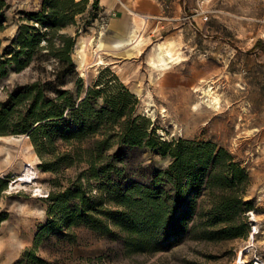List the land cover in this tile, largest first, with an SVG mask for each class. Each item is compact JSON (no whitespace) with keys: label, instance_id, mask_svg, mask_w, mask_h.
Wrapping results in <instances>:
<instances>
[{"label":"rangeland","instance_id":"rangeland-1","mask_svg":"<svg viewBox=\"0 0 264 264\" xmlns=\"http://www.w3.org/2000/svg\"><path fill=\"white\" fill-rule=\"evenodd\" d=\"M3 1L0 103L6 104L17 88L40 79L53 81L56 77L52 73L55 60L47 57V49L37 53L22 70L12 61L21 50L26 26L36 27V33L46 29L32 17L44 11L45 0ZM75 1L82 2L84 11L76 15L75 24L60 33L75 37L72 59L78 77L83 80L82 95L88 87L102 90L97 99L99 105L105 99L125 97L133 118L147 122L150 135L158 142H213L231 153L250 179L244 194V201L251 204L244 214L246 229L234 239H187L164 251L127 254L122 242L99 236L85 227H73L61 232L71 237L51 234L42 241L35 255L44 263H29L27 254L34 248L36 235L51 219V193L68 186L69 180L74 181L77 176L83 177L87 187L84 171L89 166L83 162L78 168L73 166L61 173L46 171L31 136L12 133L11 128L6 135L0 134V264H264V0H178L174 7L166 9L163 19L159 14L140 10L146 0H110L119 5L106 18L101 17L99 9L95 12L96 0ZM97 6L101 7V0ZM130 10L149 17L143 54L125 57L102 51L109 64L92 65L83 76L75 56L79 37L93 39L103 32V47H110L121 36L113 35L116 32L108 28L109 17L131 16ZM137 20L142 24L141 19ZM160 41L172 42L183 60L166 70L153 68L152 51ZM45 44L43 38L42 45ZM207 81L215 86L222 106L203 114L194 109L202 96L196 89ZM65 88L75 91V81ZM109 153H117L121 160L126 183L150 184L153 174L166 170L172 162L158 148L145 146L116 144ZM24 163L37 168L38 179L34 185L24 184L11 190V183L18 178ZM92 194H99L96 184ZM255 225L259 233L250 243ZM241 251L244 257L239 262Z\"/></svg>","mask_w":264,"mask_h":264},{"label":"trees","instance_id":"trees-1","mask_svg":"<svg viewBox=\"0 0 264 264\" xmlns=\"http://www.w3.org/2000/svg\"><path fill=\"white\" fill-rule=\"evenodd\" d=\"M97 1L95 12L99 11ZM4 4L0 0V19ZM81 4L45 0L44 11L32 15L46 29L36 33V27L26 26L21 50L12 61L22 70L47 49V57L55 60L56 78L17 88L8 103H0V134L6 135L11 128L12 133L29 134L44 170L61 173L83 162L89 166L84 171L87 187L83 177L77 176L51 193V219L37 233L28 262L44 263L35 255L42 241L73 227L118 240L127 254L160 252L187 239L220 241L242 236L244 214L251 207L244 201L250 179L231 153L213 142H158L147 122L133 118L125 97L105 99L99 105L102 90L88 87L82 95L83 80L72 59L75 37L60 33L76 23V15L84 11ZM72 81L75 91L65 88ZM116 144L158 148L172 162L166 170L156 171L150 184L126 183L121 160L117 153H109ZM94 184L98 195L92 194Z\"/></svg>","mask_w":264,"mask_h":264},{"label":"bare ground","instance_id":"bare-ground-1","mask_svg":"<svg viewBox=\"0 0 264 264\" xmlns=\"http://www.w3.org/2000/svg\"><path fill=\"white\" fill-rule=\"evenodd\" d=\"M257 1L258 0H254V2ZM130 11L133 15L134 24L123 37L114 39L110 47L106 49L103 47V32L93 39H87L85 36L79 37L75 56L78 62V67L81 69L83 76L86 75L87 70L92 65L109 64L108 60L102 55V51L119 53L125 57H136L143 54V46L147 41L145 27L147 26L149 17L132 10ZM137 18L141 19L142 24L137 22ZM90 54L92 59H89ZM182 60L180 52L174 48L172 42L165 43L164 41H160L156 43L153 48L150 64L155 69L166 70L172 65L180 63ZM196 91H199L202 96L201 101L195 105L194 109L203 114L206 112L210 113L212 110L221 109V98L216 94L215 86L211 81H207L205 84L198 87ZM148 105L152 106L150 103ZM148 110L152 109L148 107ZM162 112L165 113L166 109L163 108ZM2 175H4V173ZM36 179H38L37 168L32 163H24L21 165V171L18 178L11 183L10 189H20L24 184L34 185ZM257 233H259V227L255 225L251 232L250 243ZM243 257L244 251H241L238 254L239 262L243 260Z\"/></svg>","mask_w":264,"mask_h":264},{"label":"crops","instance_id":"crops-1","mask_svg":"<svg viewBox=\"0 0 264 264\" xmlns=\"http://www.w3.org/2000/svg\"><path fill=\"white\" fill-rule=\"evenodd\" d=\"M177 1L178 0H146L140 5V10L145 9L147 12L152 13L154 15L159 14L162 16L161 18L163 19V16H165L166 14V9L174 7L173 5H175ZM118 5L119 2L117 1L113 3L110 0H101V7L99 8L101 17H105L106 14L111 13V11ZM108 23V28L111 29L113 32H116L113 33V35H118L122 37L134 24L133 15H124L121 18L109 17Z\"/></svg>","mask_w":264,"mask_h":264},{"label":"built area","instance_id":"built-area-1","mask_svg":"<svg viewBox=\"0 0 264 264\" xmlns=\"http://www.w3.org/2000/svg\"><path fill=\"white\" fill-rule=\"evenodd\" d=\"M103 18V17H102Z\"/></svg>","mask_w":264,"mask_h":264}]
</instances>
